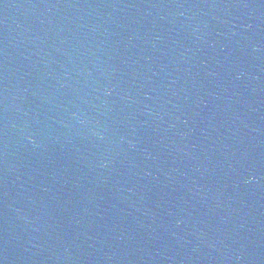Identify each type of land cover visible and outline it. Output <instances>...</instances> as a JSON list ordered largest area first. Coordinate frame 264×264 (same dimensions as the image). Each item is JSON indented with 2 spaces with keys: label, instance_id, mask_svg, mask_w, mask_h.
Listing matches in <instances>:
<instances>
[{
  "label": "water",
  "instance_id": "water-1",
  "mask_svg": "<svg viewBox=\"0 0 264 264\" xmlns=\"http://www.w3.org/2000/svg\"><path fill=\"white\" fill-rule=\"evenodd\" d=\"M0 264H264V0H0Z\"/></svg>",
  "mask_w": 264,
  "mask_h": 264
}]
</instances>
